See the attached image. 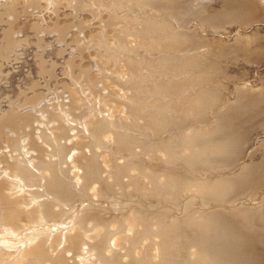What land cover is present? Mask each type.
Wrapping results in <instances>:
<instances>
[{"label": "rangeland", "instance_id": "rangeland-1", "mask_svg": "<svg viewBox=\"0 0 264 264\" xmlns=\"http://www.w3.org/2000/svg\"><path fill=\"white\" fill-rule=\"evenodd\" d=\"M166 1L0 0V198L20 220L12 229L0 223V253L17 258L18 249L37 245L48 258L42 264H181L197 247L179 237L200 235L195 224L205 223L217 234L199 236L196 257L229 263V242L217 238L229 233L214 228L208 212L221 208L220 219L237 220L236 207H250L254 196L240 200L237 186L228 201L213 202L198 190L216 171L201 173L186 157L184 136L195 122L179 114L182 91L164 78L162 44L172 38L171 20L178 25L164 16ZM216 242L222 252L211 250Z\"/></svg>", "mask_w": 264, "mask_h": 264}, {"label": "bare ground", "instance_id": "bare-ground-1", "mask_svg": "<svg viewBox=\"0 0 264 264\" xmlns=\"http://www.w3.org/2000/svg\"><path fill=\"white\" fill-rule=\"evenodd\" d=\"M216 1L217 0H167L166 1L167 3L164 5V7L166 8V12L163 11L164 12L163 14L164 16L167 14L168 17L172 16L171 19L175 18L174 20L177 21L178 25H176L175 23V25L172 26L171 23L173 24V22L171 20L170 29L173 30V32L171 31L172 33H170L168 37L172 36V38H169L168 42L166 41L167 43L162 44L164 49L163 51L168 54L167 55L168 58L164 59V66L162 65V63L161 65L165 68L164 71V73H166L165 74L166 77L164 75L165 80L168 83L175 84L178 87V89L182 91L181 94L179 93L180 94L179 96L181 97V104L178 109L179 114L183 118H188L191 122H195V124H191L192 126L191 132L189 130L191 126L189 128L186 126V128H188L189 130L188 133L190 132L189 134L186 132L187 135L184 136L185 139L183 141L184 147L185 145H187L188 148L187 151L188 155H186V157L189 158V161L192 160L193 163H195V168H197L196 170L198 171L200 170L201 173L202 170L204 171L206 170L205 172H207L208 170L209 171L211 170L212 172L213 171L217 172L218 170L223 172L224 171L229 172V174L226 173L225 175H221V173L216 174V172L212 173L213 176L215 175L216 177L214 178V181H210L212 182V185L209 186L208 189L205 188L206 185L204 187H202V185L201 187L200 185H198L199 192L201 194L207 195V196L205 195L207 197L205 201L221 202L222 200H225L229 196H233L234 195L233 193L235 191V188H237V186L240 187V191H241L242 198L240 200L246 197V195L247 196L249 195L250 197L254 196V198L252 200L253 204L250 207L245 205H240L241 206L240 209H237L236 207L235 210H237V212L235 213L237 216V220L230 219L231 222L230 220L225 221L226 219L225 220L220 219L221 218L220 214L222 213L221 208H219L218 210L215 209L213 211H210L211 213L207 211L209 215L210 214L213 215L215 219L214 221L215 223L213 222L214 228H216V226L218 227L220 226V228L222 227L225 230V232L222 231L223 233H227V232L229 233L228 235H226V237L223 236L224 234L220 237H217L220 240V243L222 240H226V239L227 242H229L228 245L229 247L226 246L227 250L225 251V254L224 255L222 254L225 260H227V262L229 263H226V261L222 263L223 261L221 262L220 258L218 260H215L216 256L215 259L213 258L214 256H212L215 254H212L211 257L210 255L207 254L208 257L206 255L207 257L206 262L204 263L199 262V260L201 259L198 260L199 257L197 258L196 255L199 254L198 256L201 257V254H203L202 252L200 254V250H201L200 247L202 244H200L199 246L198 244L200 243L199 240L201 241L203 238H205L204 235L208 237V235L212 236L215 234V229L213 228L210 229L209 227H208L209 229H207L205 223L204 225L202 223L195 224V226L199 228L198 230L202 231L201 234L196 235V237H194V234H192V232L195 229L193 231L190 229L191 230L190 233V230L188 231L186 230V228H185L186 231L183 230L182 228L184 224L183 225L181 224L182 225V228L180 227L182 229L181 232L185 231V233H182L183 236L181 237H179L178 235L177 236L179 237V239L180 238L182 239V241L180 242L183 243L184 240L185 241L188 240L189 242L192 243L193 241L194 242L193 246L197 247L195 248L197 249L196 251L192 250L194 253L189 252L187 254V255H190V253L191 255L194 254L195 257L193 255L194 257L193 259L191 256H190L191 259L190 257L184 259L183 261L189 259L188 262L185 261V264H264V188H263L264 187V142H262L261 144H257L259 145L257 146V149L254 148L255 150L252 149V151H248V149L252 148L251 145L252 143L250 144L252 140L251 138L256 134L264 133V0H223L222 2L224 3L222 9L216 8L215 9L216 11L211 9L213 13L208 12L210 11L208 9L212 7L215 8V6H217L218 3H216ZM180 21H182V23ZM178 22L181 24H179ZM225 31H227L228 34L230 35L229 38H228L229 36L228 34H227L228 36H225L227 33ZM167 32L168 31H166V35H168ZM220 32L225 33V34L222 33L224 35L223 37H217L220 36ZM167 38L165 40H167ZM245 72H247V74ZM252 79H254L253 82H250L249 80ZM234 82H241V85L235 86L236 84H234ZM226 83H228L229 85H227ZM231 83H233L234 86H232L233 84L231 85ZM168 92L169 91H166V93ZM166 97H165L166 99L165 101H167L168 104L167 98L169 96L167 98ZM171 98L173 100V97H170V99ZM258 138L259 139L264 138V135L259 137L257 136V140ZM179 143L180 142H178V144ZM255 144L256 143L253 142V146ZM165 152L167 153L168 151ZM174 153L175 151L173 152V154ZM182 155H184V153L182 154L181 152L180 156ZM180 156H176V158ZM174 162L176 163V161ZM195 168L194 171H196ZM236 170H238V172H236ZM181 173L182 171L180 172V175ZM201 173L199 174L200 176ZM184 175L186 176V174ZM207 175L208 173L206 175L203 174V176L201 177L204 176L206 177ZM171 180L174 181V179ZM176 180L178 179L176 178ZM3 199L1 196L0 202L2 206L0 208V223L12 222L15 227L20 220L17 221L16 220L17 218L15 217L14 213L11 212L9 208H5L3 206L4 204L2 201ZM9 201L7 202L8 204ZM257 202H261V203L255 206ZM44 211H46V209ZM205 219L203 218L204 221ZM213 223H211L210 225H212ZM12 225H11V229H12ZM14 227L13 229L15 230L16 228ZM188 228L191 227L189 226L187 227V229ZM109 234H108L109 237L105 236L104 238L105 242L110 240L111 237ZM80 236L81 235H79L78 237ZM82 236L84 237V235ZM199 236L203 238L201 239ZM214 239L216 240L215 237H213V240ZM176 241L174 243H176ZM202 241L204 242V240ZM171 242L172 241H170L169 243ZM166 243L167 242H165V244ZM220 243L216 242L215 244H213L215 246L214 248H212V245L210 243L212 248L210 249L214 251L213 253H218L219 251L222 252L223 250L222 248L225 247V244H223L222 247ZM28 246L29 245H27V247L25 246L26 248L24 249L22 248L20 250L18 249L17 258L14 257L10 259L9 257L13 256L12 254H6L4 252H1L0 264H42V262L47 258L45 254V250L43 251L40 250V248L37 245L36 246L30 245L29 247ZM99 247H105V243H103ZM175 247H177V245ZM77 250L79 251V249ZM112 250L113 248L112 249L110 248L109 253H111ZM175 250L178 249L175 248ZM165 251L167 250L165 249ZM170 252L171 251H169V255ZM183 253L186 254L185 252ZM182 257L181 259L180 258L179 259L182 260L184 258ZM218 257L219 256H217V258ZM170 258L172 259L173 257ZM202 258L204 259V257ZM46 260H48V258ZM173 262L175 261L173 260ZM74 263L75 261L73 262V264ZM58 264H68V262L67 263L60 262Z\"/></svg>", "mask_w": 264, "mask_h": 264}]
</instances>
